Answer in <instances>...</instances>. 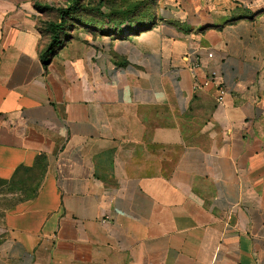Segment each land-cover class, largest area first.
<instances>
[{
	"label": "crops",
	"instance_id": "obj_1",
	"mask_svg": "<svg viewBox=\"0 0 264 264\" xmlns=\"http://www.w3.org/2000/svg\"><path fill=\"white\" fill-rule=\"evenodd\" d=\"M141 1L0 0V264H264V0Z\"/></svg>",
	"mask_w": 264,
	"mask_h": 264
},
{
	"label": "trees",
	"instance_id": "obj_2",
	"mask_svg": "<svg viewBox=\"0 0 264 264\" xmlns=\"http://www.w3.org/2000/svg\"><path fill=\"white\" fill-rule=\"evenodd\" d=\"M96 2H91L94 6H88L89 8L85 7L87 4L84 5V0H65V4L62 6H57L55 8V18L48 21L45 24L46 31L49 33V45L47 50L43 53L42 58L46 61V57L51 54V51L59 47L65 39L69 38L68 31L73 28L75 25H80L81 23L88 24V25H114L120 26L125 21H127L128 25H135L139 30L145 28V22L140 20V14H138L137 9L134 6H131L127 12H124V15L119 18H113V14L109 13L107 16H103L102 8H103V0H95ZM89 10L95 15H100L98 18L92 17H83L81 14L84 10ZM109 16V17H108ZM27 170L23 168V172ZM35 191V190H34Z\"/></svg>",
	"mask_w": 264,
	"mask_h": 264
},
{
	"label": "rangeland",
	"instance_id": "obj_3",
	"mask_svg": "<svg viewBox=\"0 0 264 264\" xmlns=\"http://www.w3.org/2000/svg\"><path fill=\"white\" fill-rule=\"evenodd\" d=\"M51 2L56 5V6H62L65 4V0H51ZM91 2H96L95 0H84V5H87L85 7L89 8L90 6H94V4H92ZM132 5H136V7H139V10L137 9L138 14H144L146 12V10L141 9L143 6V1L141 0H103V8H102V12H103V16H107L109 15V13L113 14V18H119L121 16L124 15V12H127V10H129L131 8ZM89 6V7H88ZM83 17H92V18H98L100 17L99 14L95 15V13L90 12L88 9L84 10L81 14ZM51 18H53V15H50ZM109 17V16H108ZM28 176V175H27ZM24 179L31 181L32 177L28 176ZM36 175H33V180L36 179ZM24 186V185H23ZM34 189L31 185L29 186V191H27L28 195H32L34 192Z\"/></svg>",
	"mask_w": 264,
	"mask_h": 264
},
{
	"label": "built area",
	"instance_id": "obj_4",
	"mask_svg": "<svg viewBox=\"0 0 264 264\" xmlns=\"http://www.w3.org/2000/svg\"><path fill=\"white\" fill-rule=\"evenodd\" d=\"M207 56L211 57L212 53L208 52ZM209 84H213L215 86L217 93H218L217 98L219 101H221L223 98V95L225 94V89L217 73L214 71H211L209 74V77L203 82V86H208Z\"/></svg>",
	"mask_w": 264,
	"mask_h": 264
}]
</instances>
